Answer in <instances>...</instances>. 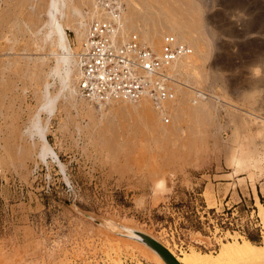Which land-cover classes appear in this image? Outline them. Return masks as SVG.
Masks as SVG:
<instances>
[{
  "label": "rangeland",
  "instance_id": "obj_1",
  "mask_svg": "<svg viewBox=\"0 0 264 264\" xmlns=\"http://www.w3.org/2000/svg\"><path fill=\"white\" fill-rule=\"evenodd\" d=\"M48 1L0 0V264H160L132 247L134 229L176 256L234 238L260 245L264 0H122L127 33L155 48L166 34L191 44L162 111L61 90L39 41ZM73 1L83 12L93 4ZM45 92L57 96L50 117L38 112Z\"/></svg>",
  "mask_w": 264,
  "mask_h": 264
},
{
  "label": "built area",
  "instance_id": "obj_2",
  "mask_svg": "<svg viewBox=\"0 0 264 264\" xmlns=\"http://www.w3.org/2000/svg\"><path fill=\"white\" fill-rule=\"evenodd\" d=\"M95 1L101 17L88 25L78 52L79 96L95 103L146 98L156 110H164L163 104L175 99L170 67L192 50L169 34L158 48L134 33L123 34L122 2Z\"/></svg>",
  "mask_w": 264,
  "mask_h": 264
},
{
  "label": "bare ground",
  "instance_id": "obj_3",
  "mask_svg": "<svg viewBox=\"0 0 264 264\" xmlns=\"http://www.w3.org/2000/svg\"><path fill=\"white\" fill-rule=\"evenodd\" d=\"M120 1L122 2V0H120ZM95 3H96V1L93 0V4H92L90 11L88 9L89 12H85V11L83 12V11H81L80 6L76 5L77 3H75L73 0H49L47 7H46V11L44 10L45 11V14H44L45 15V17H44L45 23L42 26V32L43 33H42L41 39L39 40L41 43L40 47L41 48H44L47 46L50 47V49L52 50L50 52L51 53L53 52V55H55V67L50 71L49 76L58 80L59 87L63 91L69 85V89L71 90V93L76 94L78 97H80L79 93H78V89H76V90L72 89L70 87V84H69L71 81L70 64L74 63L75 68L77 69V79L79 80V74L80 73H79L78 52H79L81 43L83 42V39L85 37L86 31H87V28H88V25L90 24V22L94 19L101 17L100 13L97 11ZM19 5H20V3H19ZM142 13H143V11H142ZM150 14H151V12H150ZM27 15H29V14H27ZM124 15H125V8H123V12H122V24H123L122 33L127 35L129 33H127V30L125 28ZM138 15H139V12H138ZM151 15H153V14H151ZM102 17L104 18V16H102ZM133 18L131 17L130 19L132 20ZM87 19L90 20L89 23H87ZM127 20L130 22H133V20L132 21L129 19H127ZM66 29H71L74 31V33L77 37V40L80 44L79 46L77 44L78 50H77V53L75 52V54H73L74 51H73V53L71 52L69 41L67 38ZM176 36H178V37L174 36L176 38V40H178L181 43L186 44L192 50V48L190 47L191 44L183 37L182 34L176 35ZM145 37H148V36H145ZM142 42L146 43L145 41H142ZM185 42H187V43H185ZM146 44H148V43H146ZM148 45L151 46L150 44H148ZM151 47H153V46H151ZM153 48H155V47H153ZM192 54H193V50H192V53L190 55L177 60L170 67V72L176 64L179 65L178 64L179 62L186 60V59L188 60V58ZM190 67H191L190 64L189 65H187V64L183 65V68L187 69V70ZM48 84L49 83H47L45 85L46 86L45 89L48 87ZM77 85H78V82H77ZM43 98H44L43 103H42L41 107L39 106L40 108H39L38 112L45 111L47 113V115L50 117L53 113V110L55 107V100H56L57 96L51 97L47 92H45V94L43 95ZM79 99L84 100L81 97ZM143 100H148V99L143 98V99L139 100L138 102H142ZM84 101H87V100H84ZM88 102L89 101H87V103ZM138 102L133 103V102L112 101V102H108L107 104H112V103H114V104L115 103L136 104ZM89 103L97 104L98 106H103L106 104V103H98V102L97 103L89 102ZM45 130L46 129H44L42 127V125L40 124L39 116H36V119L34 121H32L31 135L35 134L40 139V141L42 142V143H40V144H42L41 145V152H40L42 159H44V157H46V155L49 154V152H50V148L47 145L45 137H44ZM133 232L135 233V234H133L134 237H132L133 240H130V244L132 245V247H134V249H137V251H139L138 253L142 254L143 256L146 255L148 258L150 257V259H153V261L155 260V261L159 262L160 264H165L163 262V260L158 256V254L143 242L140 234H145V233L140 231V230H137V229H134ZM145 235H147V234H145ZM147 236H149V235H147ZM151 238H153V237H151ZM140 242H142L143 244ZM125 243H127V242H125ZM220 244L221 245H220L219 250L217 252H214V253H202V252H198L194 249H190V251H188V252L180 253L179 256L174 255V253H172V251H170L164 245L163 246L170 252V254L175 258V260L179 264H264V232L262 233V236H261V244L260 245L254 244L248 240H244V241L242 240L241 242H238V241H235V238H234L233 242H227V243L223 242ZM148 255H150V256H148ZM139 264H141V263H139Z\"/></svg>",
  "mask_w": 264,
  "mask_h": 264
},
{
  "label": "water",
  "instance_id": "obj_4",
  "mask_svg": "<svg viewBox=\"0 0 264 264\" xmlns=\"http://www.w3.org/2000/svg\"><path fill=\"white\" fill-rule=\"evenodd\" d=\"M140 236L143 242L154 250L165 264H179L160 242L145 234H140Z\"/></svg>",
  "mask_w": 264,
  "mask_h": 264
},
{
  "label": "crops",
  "instance_id": "obj_5",
  "mask_svg": "<svg viewBox=\"0 0 264 264\" xmlns=\"http://www.w3.org/2000/svg\"><path fill=\"white\" fill-rule=\"evenodd\" d=\"M257 203H258V205H260V206L262 207V205H261L259 199L256 197V206H257ZM257 207H258V206H257ZM262 208H263V207H262ZM258 210H259V208H258Z\"/></svg>",
  "mask_w": 264,
  "mask_h": 264
},
{
  "label": "trees",
  "instance_id": "obj_6",
  "mask_svg": "<svg viewBox=\"0 0 264 264\" xmlns=\"http://www.w3.org/2000/svg\"><path fill=\"white\" fill-rule=\"evenodd\" d=\"M253 243V242H252ZM254 244H256V243H254ZM258 245V244H257Z\"/></svg>",
  "mask_w": 264,
  "mask_h": 264
}]
</instances>
